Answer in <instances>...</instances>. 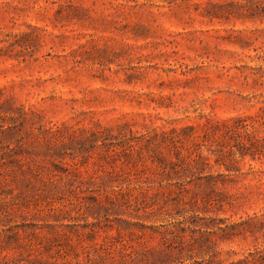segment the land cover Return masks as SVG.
<instances>
[{
	"label": "rangeland",
	"instance_id": "rangeland-1",
	"mask_svg": "<svg viewBox=\"0 0 264 264\" xmlns=\"http://www.w3.org/2000/svg\"><path fill=\"white\" fill-rule=\"evenodd\" d=\"M0 264H264V0H0Z\"/></svg>",
	"mask_w": 264,
	"mask_h": 264
}]
</instances>
